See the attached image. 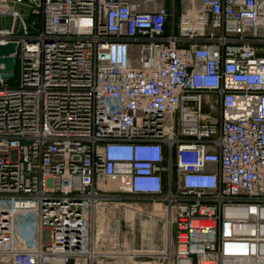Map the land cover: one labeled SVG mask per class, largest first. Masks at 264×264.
I'll return each mask as SVG.
<instances>
[{"label":"built area","instance_id":"1","mask_svg":"<svg viewBox=\"0 0 264 264\" xmlns=\"http://www.w3.org/2000/svg\"><path fill=\"white\" fill-rule=\"evenodd\" d=\"M0 16V264H264V0ZM127 210L171 246L126 247Z\"/></svg>","mask_w":264,"mask_h":264},{"label":"crops","instance_id":"2","mask_svg":"<svg viewBox=\"0 0 264 264\" xmlns=\"http://www.w3.org/2000/svg\"><path fill=\"white\" fill-rule=\"evenodd\" d=\"M142 216L131 210L126 211L123 224V241L126 247L151 252H160L170 247L173 235L171 237L164 223L156 218L153 219L154 217L143 218ZM144 262L157 264L154 258L146 259Z\"/></svg>","mask_w":264,"mask_h":264},{"label":"water","instance_id":"3","mask_svg":"<svg viewBox=\"0 0 264 264\" xmlns=\"http://www.w3.org/2000/svg\"><path fill=\"white\" fill-rule=\"evenodd\" d=\"M15 50V43L0 45V64L4 65V68L0 70L1 79H11L14 76L15 59L12 54Z\"/></svg>","mask_w":264,"mask_h":264},{"label":"rangeland","instance_id":"4","mask_svg":"<svg viewBox=\"0 0 264 264\" xmlns=\"http://www.w3.org/2000/svg\"><path fill=\"white\" fill-rule=\"evenodd\" d=\"M178 3H179V0H178ZM17 10H20V11H24V7H17ZM177 14L178 11H177ZM10 21H11V18L10 17H1L0 16V28H9L10 27ZM17 75V73H16ZM10 83L12 84L13 81H10ZM143 218H149V217H146V216H142ZM155 219V218H153Z\"/></svg>","mask_w":264,"mask_h":264}]
</instances>
